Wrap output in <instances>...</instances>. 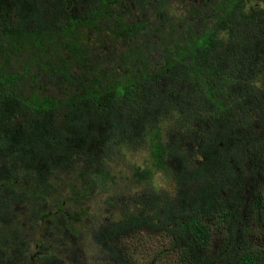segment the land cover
<instances>
[{"label":"trees","instance_id":"trees-1","mask_svg":"<svg viewBox=\"0 0 264 264\" xmlns=\"http://www.w3.org/2000/svg\"><path fill=\"white\" fill-rule=\"evenodd\" d=\"M144 226L264 264V0H0V264H138Z\"/></svg>","mask_w":264,"mask_h":264},{"label":"rangeland","instance_id":"rangeland-1","mask_svg":"<svg viewBox=\"0 0 264 264\" xmlns=\"http://www.w3.org/2000/svg\"><path fill=\"white\" fill-rule=\"evenodd\" d=\"M48 84V83H47ZM43 94L61 97L62 91L53 85L44 87ZM169 189L172 187L167 186ZM249 238L258 241L257 233H251ZM119 249L132 258L138 264H174L178 255L172 252L170 239L161 231L153 230L148 226L140 227L138 230L120 235L115 238Z\"/></svg>","mask_w":264,"mask_h":264}]
</instances>
